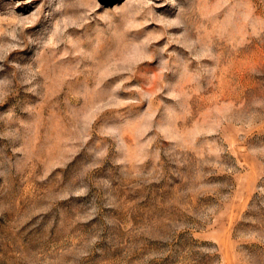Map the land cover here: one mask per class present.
Wrapping results in <instances>:
<instances>
[{"label":"rangeland","instance_id":"1","mask_svg":"<svg viewBox=\"0 0 264 264\" xmlns=\"http://www.w3.org/2000/svg\"><path fill=\"white\" fill-rule=\"evenodd\" d=\"M0 264H264V0H0Z\"/></svg>","mask_w":264,"mask_h":264}]
</instances>
